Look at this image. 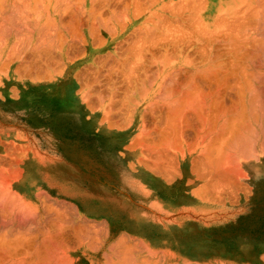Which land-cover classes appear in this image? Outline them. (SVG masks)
Wrapping results in <instances>:
<instances>
[{"label":"crops","instance_id":"0c3cea01","mask_svg":"<svg viewBox=\"0 0 264 264\" xmlns=\"http://www.w3.org/2000/svg\"><path fill=\"white\" fill-rule=\"evenodd\" d=\"M75 1L72 2L73 8L77 7L78 11L72 7L67 9L64 4L59 9L61 13H66L65 17L63 16L64 19L61 16L62 22H69L68 24L75 22L73 25L77 28L75 29L77 32L74 30H71L72 32L65 31L63 27L57 25L60 19L58 21L50 19L48 22H52V24L55 22L57 31L53 30L51 32L53 36L50 34V36L44 37L45 41L51 38L48 43H42L41 46H39V42L37 44V40L39 41L38 38L41 36L37 33L35 37L38 38H33L34 40H32L33 33L30 35H26V32H23L24 34L16 33V37L15 33H12L11 24H3L0 27V43L2 44L0 45V184L3 182L2 185H8L7 187H9V184L13 185L14 191L24 201L33 202L35 209H37L38 218L41 216L44 219L46 215H48V218L49 216H51L50 218L54 217V219L57 217V223L62 218V221L67 219L65 225L62 221L60 223L64 227L69 226L65 230L61 228L62 233L64 232L66 235L69 233L70 237L67 235L69 237L68 242L73 237H77V239L85 238L92 243L99 236L97 240L98 242L101 240L99 243L100 256L101 259L107 260L108 264H115L116 261L124 264L127 260L129 262L132 261V263L128 264H140V262L141 264H155L157 256L164 257L165 262L186 264L189 255L199 257L205 254L211 256L212 264H264V133L262 132L264 131V116H262L264 115V110L262 109L264 104V91L262 92L264 90V54L260 59V65L258 63L251 64L250 70L247 69L250 72L247 78L252 81H250L252 87H249L251 84L247 81V84H249L248 94L249 91H252L249 88H252L254 93L250 92V94L253 93L260 103L256 100L250 102L253 101L251 98L253 94H251V97L248 95L249 101L247 100V102L251 103L250 107L253 111L255 106L261 107L260 109L256 107L257 110L254 113H257L252 114L251 111L252 115L250 114L252 118H254V115H258L257 118L255 116V120L257 119L258 121L256 120V124V121L250 117L254 122V130L252 129L254 135L252 131L251 140L250 142L245 140L246 148L243 150L245 154L247 149L249 151L244 158L245 154L241 153L242 150L239 149V151L241 150L239 156L242 157L237 159V157H234L235 155L233 156L234 152L232 153L231 150H228L227 156L221 159L219 152L215 149L213 152L215 154L212 157L216 156L217 158H212L210 162L213 164L210 166L211 176L207 178L204 176L205 167L203 165H205V162L189 160L187 156L174 154L171 148L172 129L169 131L168 127H166L167 130L165 127L157 128L155 126V118L147 115L146 111L148 109H140L139 107L140 104L165 103L164 100L166 103L173 101L171 99L172 93L168 94L166 92L167 88L171 87L170 82L154 75L156 71H164L163 65L160 67V63L157 64L154 61L158 57H163L164 54L161 47L164 46L165 42V40H162L168 39L170 29H168V25L172 22L171 0H151L152 2L155 1L152 6H149L151 5L149 0L147 2L146 0H96L95 6L91 2H85V4L82 2L81 4L79 0ZM125 2L126 4H124ZM163 2L170 3V11L167 6L165 8V5H161ZM90 3L92 6L89 5ZM106 3H108V7L104 8ZM123 4L125 6L128 4V7H124ZM133 5L137 9L143 6H147V8L143 7L144 12L140 8L141 10L139 9L138 12L135 11L137 10L136 8L132 10ZM138 6L140 7L138 8ZM160 7H164L166 10L164 8L161 10ZM91 8H94L93 10L95 11H92ZM79 10H82L83 14ZM119 10L121 13H119ZM156 10V13L160 14L162 19H160V15L154 13ZM91 11L95 14L91 13ZM132 11L137 12L136 14L138 15L140 12L142 13L136 18L134 17L136 14ZM71 13L75 14L76 20L72 18L74 16ZM89 13L90 15H88ZM97 13L98 15H96ZM123 13L127 14V16ZM166 13L170 18L167 17ZM114 14L118 15V19ZM147 14L149 18L152 15L153 20L162 21V24L158 21H156L157 24L151 22L153 20H148ZM113 15L114 20L112 19ZM123 15L125 16L124 18H122ZM86 17L91 18V20L86 19ZM163 17L166 22L163 21ZM80 18H82L83 22ZM99 18L102 20L104 18L105 21L110 19L112 23L109 20V23L107 22L106 24L104 20L101 21ZM69 19H72L71 21L73 22L71 23ZM122 19H125V21ZM98 20L103 23V26ZM80 21L81 24H78ZM62 22L60 21V23ZM41 23L44 22L42 21ZM90 23L92 24L90 26L91 31H95V34H93L95 36L97 34L98 38L90 35L92 34L89 29ZM104 23L116 31L107 30L108 27ZM84 24L85 26H83ZM94 24H98L96 27L98 28L99 26V28H95ZM114 24L115 26H113ZM119 24L120 26L122 24L125 25V28L123 25L120 27ZM146 24L147 26L150 25V31L146 28ZM144 26L147 31L143 28ZM104 27H106V30H103ZM121 28H124L125 32ZM161 28L165 31H163L164 34L161 32ZM61 30L62 33L60 32ZM78 30L84 35L82 36V33ZM98 30L99 34L97 33ZM148 31L150 34H147ZM166 31L168 32L167 36ZM63 33L66 34L67 39H65ZM79 33L80 35L77 38ZM59 34L63 39L59 37ZM71 34L76 35L74 36L76 37L75 40H73L74 38ZM100 34L102 36H99ZM162 35H164V38ZM18 37L23 40H20L21 42L18 41L19 39L15 40ZM151 37L152 39L155 38L153 39L154 41H157L154 42ZM65 40L66 42H63ZM17 41L19 50L12 45L13 43L15 45ZM23 41L24 43H22ZM11 45L13 47L12 53ZM135 45H137V48ZM32 46L34 47L32 48ZM51 46L52 51L50 50ZM25 47L27 48L25 49ZM136 50L138 51L135 52ZM10 53L11 55L13 53L17 55L11 56ZM155 53L159 54H156V56L154 55ZM135 56L143 57L144 61L146 60L145 63L140 65L131 63ZM10 57H15L16 59ZM53 57L56 58L54 59ZM51 58L52 60H50ZM6 59L11 62L7 64ZM27 63H29V66ZM1 64L5 66L1 68ZM49 64L52 66L50 67ZM22 65L25 66L23 67ZM146 68L148 69L147 71L145 70ZM156 68L158 70H155ZM130 70L145 73L146 75L143 77L145 79L109 77V73L112 72L133 73ZM253 73L254 77L259 80L253 77ZM257 75L259 78H257ZM151 78L156 80H151ZM143 81L145 82L143 83ZM151 81L152 85H150ZM164 82L167 83L165 84L166 88L163 86ZM138 85H140V88ZM171 88L167 91H171ZM164 95L169 97L166 98ZM252 106H254V109H252ZM151 119L152 121H150ZM143 127L147 128L144 129ZM154 127L155 129H153ZM159 129L162 133H160ZM255 131L258 134L256 137ZM165 132L168 136L170 135V138H166L167 134ZM149 134L151 137H149ZM162 136H165L166 139ZM160 137L163 139L161 140ZM147 138L148 140H146ZM245 138L247 139V135ZM144 139L146 142L148 141L147 144ZM160 140L162 143H160ZM254 140L256 141L255 143H253ZM139 141L140 143H138ZM251 141L253 142L251 143ZM260 142L261 144L263 143L262 148H260ZM250 143V147H247ZM160 145L161 147H159ZM253 146L254 149H252ZM13 147L15 148L13 149ZM155 148L157 149L155 150ZM12 150L14 152H12L13 155H11ZM254 150H256V153L253 157L250 152ZM218 151L220 150L218 149ZM239 151L236 149V156ZM9 155H11V158ZM19 156L20 159H18ZM164 157H168L169 160L167 158V161H165ZM2 158L3 160H1ZM235 161L240 164L237 165ZM232 162H234V165ZM162 163L166 164L163 165ZM171 164L174 166L171 167ZM164 166L169 167L170 170L167 167L163 168ZM234 167L236 170L240 169L238 171H241V173L239 172L238 174V171H234L237 174L230 172ZM200 169H203V175ZM223 169H228L229 172L228 170L223 171ZM14 170L16 171L11 174ZM223 174H226L227 178L229 177L228 181ZM208 181L217 182L215 184L211 183V186ZM214 188L217 192L213 191ZM52 206L56 207L53 208ZM62 207L66 210L62 209ZM40 209L44 213L40 212ZM53 211L54 213H52ZM45 212L47 213L46 215ZM63 212L65 215L67 214L68 218L64 216ZM55 213L62 216L60 220H58L59 216H56ZM54 219H52L53 230H56L57 228L54 229ZM80 222L81 224L83 223L82 225L85 224L86 227L79 224ZM89 226L92 227L88 228ZM71 228L74 232L70 230ZM77 228H80L84 233L80 229L78 231ZM85 233L87 234L85 235ZM85 239L83 240L86 241ZM124 240L125 242H123ZM90 245L92 246V244ZM68 246L81 247V244L76 243ZM111 247L114 248L112 249ZM128 248H133L134 250L130 251L133 254L130 253L132 257L126 255L127 258L129 257L127 259L123 249H127V252H129L128 250L130 249ZM114 253L118 255L115 256ZM122 258H125L124 260L126 261H123Z\"/></svg>","mask_w":264,"mask_h":264},{"label":"bare ground","instance_id":"6f19581e","mask_svg":"<svg viewBox=\"0 0 264 264\" xmlns=\"http://www.w3.org/2000/svg\"><path fill=\"white\" fill-rule=\"evenodd\" d=\"M74 0H0V27H1V25H5V24H11L10 26H11V30H12V33L14 34L15 33V36H16V33H23V32H26L27 34L26 35H30V34H32L33 33V37H32V40H34L33 38H38V37H35V34L37 33L38 35H41L38 39H39V41L37 40V44H38V42H39V46H41V44L42 43H48V41H49V39L51 38H47L48 40L47 41H45V39H44V37L46 38L48 35L50 36V34L53 36V34L51 33L53 30H55V31H57V29H56V24H55V22L52 24V22H48L50 19H54V20H56V21H58V19H60L59 20V23L57 24V25H59V26H61V27H63L64 28V30L65 31H71V30H74L75 31V29H77L76 27H75V25H73L75 22H73V21H71L70 19H69V21L72 23L73 22V24H68L67 22L65 23V22H62L63 20L61 19L66 13H61L60 12V7H62V5L64 4L65 6H67V9H69L68 7H72L73 8V2ZM76 1H78V0H76ZM75 1V2H76ZM95 1L96 0H79V2H81V4H82V2L85 4V2L87 3V2H91L92 4H93V6H95L94 5V3H95ZM101 1V0H100ZM104 1V0H103ZM108 1H111V0H108ZM113 1V0H112ZM117 1H119V0H117ZM117 1H116V3H117ZM127 1V0H126ZM137 1V0H136ZM141 1V0H140ZM139 1V2H140ZM151 3H149V4H151V5H149V6H152L153 4V2H155V1H157V0H155V1H151V0H149ZM148 1V2H149ZM107 2V1H106ZM134 2V1H133ZM143 2V1H142ZM146 2H147V0H146ZM161 2V1H160ZM171 2H172V6L170 7V3H167V2H163L161 5H165V8H166V6H167V8H168V10L172 13V22H170V24L168 25V24H166V25H168V29H169V33L166 31V36L169 34V36H168V39L166 40V39H163L164 38V35H162L163 36V38H161V39H163L162 41H164L165 40V42H164V62H163V64H161L162 63V59L163 58H161V57H158V59L159 58H161V60L159 59L158 61L159 62H161L160 63V67H162V65H163V70L164 71H162L161 69H159V70H161L162 72H159V71H156L155 72V74L154 75H156L155 77H157V78H161L162 77V75L160 74V73H164V76H163V79L165 80V81H168V82H170V86L172 87H169V88H171L170 90L172 91H167L169 88H167V90H166V92L169 94V93H172V95L175 97V96H177V97H180L179 99L177 98V97H175V98H177V100H173V101H169V102H167L168 104H170V103H180V104H182L183 105V107L181 108V111L179 112V111H177L176 110V108H175V111L176 112H178V114L180 115V117H181V119H182V123H180L179 124V130H180V132H178L177 131V129H176V132H174L173 131V129L174 128H170V127H168L169 129V131H170V129H172L171 131H172V133L174 132V133H179V136H180V134L184 137L185 135H186V133L187 132H189V130H194L195 132L194 133H196L195 135H197L198 136V138L200 139V141L202 142V144H204L205 146H204V148H206V149H209V150H211V152H214V150L216 149L217 150V152H219V153H221L220 151H218V149L220 150V149H223V150H227V152H228V150H230V149H232V148H235V149H237L238 151H239V149H241L242 150V152L241 153H243V154H245L244 153V149L246 148V144H245V142L247 141H249L250 142V136L252 135L251 134V132L254 130V125H253V120H251L250 119V117L252 118V114H255V113H257V112H255L254 113V111H256L257 109H256V107L257 106H255L254 104V106H252V109H254L255 108V110L253 111V110H251V103L249 104L248 102H247V100L249 101V99H248V95H250V97H251V94H253L254 93V90L252 89V88H249V90L251 89L252 91H249V94H248V85L249 84H247V81H249L248 83H250L251 84V80H248V79H250V78H247V76H248V73L250 74V72L247 70V69H249V67H250V65L251 64H259L260 63V59L263 57L262 55L264 54V0H171ZM91 3L89 4V5H91ZM97 3H98V1H97ZM103 3V2H102ZM113 3V2H112ZM128 3V2H127ZM130 3H131V1H130ZM129 3V4H130ZM136 3V2H135ZM134 3V5H136ZM143 3H145V2H143ZM166 3V4H165ZM76 4V3H75ZM77 4H80V3H77ZM101 4V3H100ZM104 4V3H103ZM102 4V5H103ZM122 4V3H121ZM124 4H126V2L124 3ZM123 4V5H124ZM140 4V3H139ZM169 4V5H168ZM101 5V6H102ZM108 5V3H106V5L104 6V8L106 7ZM111 5V4H110ZM116 5H118V4H116ZM122 5V6H123ZM133 5V6H134ZM138 5V4H137ZM148 5V4H147ZM64 6V7H65ZM81 6V5H80ZM92 6V5H91ZM97 6V5H96ZM130 6V5H129ZM140 6H141V4H140ZM140 6H138V8L140 7ZM143 6V5H142ZM83 7V6H82ZM90 7V6H89ZM88 7V8H89ZM97 7H99V6H97ZM108 7V6H107ZM124 7H128V4H127V6H125L124 5ZM132 7V6H131ZM143 7H145V6H143ZM143 7L140 9L142 12H144V10H143ZM170 7V8H169ZM75 8V9H74ZM73 9L74 10H77L76 8L77 7H74ZM80 8V7H79ZM111 8L112 9H114V7H112L111 6ZM133 8L135 9H137V7H132V10H133ZM145 8H147V6L145 7ZM144 8V9H145ZM158 8V7H157ZM161 8V7H160ZM164 7H162L161 8V10L163 9ZM164 8V10H166ZM62 9H64V8H62ZM66 9V8H65ZM66 9V10H67ZM72 9V10H73ZM92 9V8H91ZM90 9V10H91ZM94 9V8H93ZM92 9V11H95V10H93ZM101 9V8H100ZM109 9V8H108ZM126 9V8H125ZM139 9H137V10H135V11H138ZM153 9V8H152ZM87 10V9H86ZM146 10V9H145ZM167 10V11H168ZM78 11V10H77ZM76 11V12H77ZM80 11V10H79ZM83 11H84V8H83ZM83 11L81 10L80 12H82V14H83ZM91 11V13H94V12H92ZM97 11V10H96ZM100 11H102V10H100ZM116 11V10H115ZM118 11V10H117ZM120 11V10H119ZM126 11V10H125ZM124 11V12H125ZM135 11H132V12H134L135 14L137 13V12H135ZM74 12V11H73ZM79 12V13H80ZM104 12V11H103ZM103 12H101L102 14H103ZM110 12H111V9H110ZM139 12V11H138ZM142 12H140L139 13V15L138 14H134L135 16L134 17H136V18H138V16H140V14L142 13ZM154 12V11H153ZM152 12V13H153ZM157 12V10L154 12V13H156ZM159 12V11H158ZM78 13V14H79ZM84 13H86V12H84ZM88 13V12H87ZM86 13V14H87ZM116 13H118V12H116ZM119 13H121V11L119 12ZM125 13H127V12H125ZM148 13H151V12H148ZM160 13V12H159ZM74 17H72V18H75V14H73V13H71ZM95 14V13H94ZM111 14H112V12H111ZM124 14V13H123ZM157 14V13H156ZM167 14V13H166ZM80 15H81V13H80ZM88 15H90V13L88 14ZM96 15H98V13L96 14ZM100 15V14H99ZM115 15V14H114ZM114 15H113V20H114ZM124 15H126L127 16V14H124ZM123 15V17L122 18H124L125 16ZM143 15H145V14H143ZM148 15V14H147ZM155 15V14H154ZM157 15H160V14H157ZM165 15V14H164ZM62 16V17H61ZM109 16H110V14H109ZM109 16H108V18H109ZM116 17L118 16V15H115ZM152 16V15H151ZM150 16V18H149V15H148V20L149 19H151V20H153L152 18L153 17H151ZM156 16V15H155ZM65 17V16H64ZM64 17H63V19H64ZM79 17V16H78ZM84 17V16H83ZM88 17V16H87ZM86 17V19H90L91 20V18H87ZM157 17H159V16H157ZM167 17L168 18H170L169 17V15L167 14ZM68 18V17H67ZM69 18H70V16H69ZM77 18V17H76ZM76 18L74 19V20H76ZM93 18V17H92ZM96 18V17H95ZM107 18V19H108ZM133 18V17H132ZM146 18V19H147ZM168 18H166V19H168ZM82 18H80V20H81ZM94 19V18H93ZM92 19V20H93ZM97 19V18H96ZM99 19H101V18H99ZM117 19H118V17H117ZM119 19H120V17H119ZM128 19H130V17H128ZM134 19V18H133ZM160 19H162V16L160 15ZM45 20V21H44ZM65 20H67V19H65ZM78 20H79V18H78ZM103 20H104V18H103ZM102 19H101V21H103ZM110 19H108V20H104V22L107 24V22L109 21ZM122 20H124L125 21V19H122ZM122 20H120V21H122ZM150 20V21H151ZM37 21V22H36ZM44 22V23H41V22ZM60 21L62 22V23H60ZM82 21V20H81ZM81 21L78 23V24H81ZM94 21V20H93ZM95 21H97V20H95ZM99 21V20H98ZM111 21V20H110ZM118 21V20H117ZM131 21V20H130ZM147 21V20H146ZM156 21H158V19H154L153 21H151V22H155L156 23ZM163 21H165L164 20V17H163ZM83 22V21H82ZM87 22V21H86ZM123 22V21H122ZM121 22V23H122ZM142 22V21H141ZM147 22H149V21H147ZM146 22V23H147ZM158 22H160V20L158 21ZM166 22V21H165ZM99 23H102V22H100L99 21ZM104 23V25L105 26H107L108 27V25H106ZM109 23V22H108ZM111 23H112V21H111ZM118 23H119V21H118ZM126 24H127V22H125ZM124 23V24H125ZM154 23V24H155ZM161 24H162V21L160 22ZM83 24V23H82ZM125 24V25H126ZM148 24V23H147ZM147 24L145 25L146 26V28L149 30V28H150V25L149 26H147ZM153 24V23H152ZM157 24V23H156ZM8 25H7V28H8ZM87 25V24H86ZM98 24H94V27L95 28H97L96 26H97ZM101 25V24H100ZM112 25V24H111ZM123 25V24H122ZM121 25V26H122ZM125 25H123L124 26V28H125ZM137 25V24H136ZM144 25V24H143ZM79 26V25H78ZM83 26H85V24L83 25ZM90 26H92V24L90 23V25H89V29H90ZM102 26H103V23H102ZM101 26V27H102ZM110 26V25H109ZM113 26H115V24L113 25ZM119 26H120V24H119ZM120 26V27H121ZM145 26L143 27V28H145ZM3 27V26H2ZM119 27V28H120ZM139 27H141V26H139ZM154 27H155V25H154ZM157 27V26H156ZM160 27V26H159ZM161 27H162V25H161ZM4 28V27H3ZM2 28V29H3ZM10 28V27H9ZM59 28V27H58ZM92 28V27H91ZM95 28H93V29H95ZM98 28H99V26H98ZM97 28V29H98ZM106 27H104V29L103 30H106L105 29ZM115 28V27H114ZM123 28V29H124ZM145 28V30L147 31V29ZM158 28V27H157ZM6 29V28H5ZM88 29V30H89ZM96 29V30H97ZM109 29H112V31H114L113 30V28L111 27V28H107V30H109ZM122 28H121V30H123ZM137 29H138V27H137ZM151 29H152V27H151ZM154 29V28H153ZM162 29V28H161ZM7 30V29H6ZM5 30V31H6ZM59 30V29H58ZM79 30L80 31H82L80 28H79ZM78 30V31H79ZM87 30V29H86ZM144 30V31H145ZM156 30V29H155ZM159 30V29H158ZM8 31V30H7ZM37 31V32H36ZM73 31V32H74ZM79 31V32H80ZM90 31H91V29H90ZM90 31H88V32H90ZM110 31V30H109ZM109 31H108V33H109ZM116 31V30H115ZM124 31V30H123ZM123 31H121V32H123ZM137 31H139V30H137ZM140 31H141V28H140ZM139 31V32H140ZM142 31H143V29H142ZM150 31V30H149ZM147 32V34H150V32ZM157 31V30H156ZM164 30L162 29V33L164 34V32H163ZM1 32V31H0ZM3 32V31H2ZM61 33H62V30L60 31ZM72 32V31H71ZM75 32H77V31H75ZM74 32V33H75ZM92 32V34H90V35H94L95 33V31H91ZM90 32V33H91ZM125 32V31H124ZM160 32V31H159ZM160 32V33H161ZM8 33H9V31H8ZM11 33V32H10ZM57 33V32H56ZM59 33V32H58ZM68 33V32H67ZM70 33V32H69ZM80 33H82V32H80ZM80 33L79 34H77V38H78V36L80 35ZM94 33V34H93ZM98 34H99V30H98V32H97ZM144 33V32H143ZM161 33V34H162ZM168 33V34H167ZM24 34V33H23ZM76 34V33H75ZM72 35L71 34V36L74 38L73 40H75V38L76 37H74V36H76V35ZM159 34V33H158ZM18 36H19V34H17ZM21 35V34H20ZM26 35H23V36H26ZM38 35H36V36H38ZM58 35V34H57ZM70 35V34H69ZM84 34L82 33V36H83ZM115 35V34H114ZM131 35V34H130ZM32 36V35H31ZM63 36H65V39H67L66 38V34H64L63 33ZM95 36V35H94ZM99 36H102L101 34L99 35ZM141 36V35H140ZM156 36V35H155ZM159 36V35H158ZM165 36V37H166ZM2 37V36H1ZM17 37V36H16ZM20 38H21V36H19ZM19 37L18 38H16L15 40H17V39H19ZM27 37H29V36H27ZM26 37V38H27ZM59 37L60 38H62L61 36H60V34H59ZM95 37H97L98 38V36H97V34H96V36ZM143 37V36H142ZM25 38V39H26ZM31 38V37H30ZM81 38V37H80ZM85 38V37H84ZM100 38V37H99ZM136 38V37H135ZM63 39V38H62ZM61 39V40H62ZM138 39V38H137ZM148 39V38H147ZM153 39H155V38H153ZM152 39V37H151V40H153ZM4 40V39H3ZM21 39H19L18 41H20ZM23 40V39H22ZM21 40V41H22ZM27 40V39H26ZM25 40V41H26ZM68 40H69V38H68ZM68 40H67V42H68ZM83 40V39H82ZM140 40V39H139ZM145 40V39H144ZM149 40V39H148ZM18 41H17V43L15 42V45H14V43L12 44L13 46H15V49H18L19 50V48H17V47H19L18 46ZM20 41V42H21ZM30 41H31V39H30ZM59 41V40H58ZM84 41V40H83ZM93 41V40H92ZM102 41V40H101ZM154 41V40H153ZM157 41V40H156ZM156 41H154V42H156ZM161 41V40H160ZM162 41H161V43H162ZM5 42V41H4ZM50 42H51V40H50ZM52 42H54V41H52ZM63 42H66V40L65 41H63ZM98 42V41H97ZM138 42H140V41H138ZM22 43H24V41L22 42ZM21 43V44H22ZM93 43V42H92ZM17 44V45H16ZM20 44V43H19ZM35 44V43H34ZM37 44H36V46H37ZM67 44V43H66ZM65 44V45H66ZM72 44V43H71ZM71 44H70V46H71ZM135 44V43H134ZM151 44V43H150ZM153 44V43H152ZM156 44V43H155ZM0 45H2L1 43H0ZM12 45H11V47H12ZM44 45V44H43ZM47 45V44H46ZM45 45V46H46ZM50 45H52V44H50ZM62 45V44H61ZM95 45V44H94ZM93 45V46H94ZM132 45V44H131ZM139 45V44H138ZM35 46V47H36ZM38 46V47H39ZM59 46V45H58ZM69 46V47H70ZM136 46V48H137V45H135ZM152 46V45H151ZM155 46H157V45H155ZM24 47V46H23ZM34 46H32V48H33ZM44 47V46H43ZM66 47V46H65ZM68 47V48H69ZM133 47V46H132ZM142 47V46H141ZM10 48V47H9ZM27 47H25V49H26ZM45 49H46V47H44ZM47 48H48V46H47ZM51 49V51H52V46L50 47ZM60 48V47H59ZM120 48V47H119ZM144 48V47H143ZM150 48H152V47H150ZM155 48V47H154ZM11 49V53H12V49H13V47L12 48H10ZM9 49V50H10ZM21 49V48H20ZM66 49V48H65ZM131 49V48H130ZM8 50V51H9ZM31 50V49H30ZM35 50V49H34ZM42 50V49H41ZM44 50V49H43ZM145 50V49H144ZM17 51V50H16ZM36 51V50H35ZM47 51V50H46ZM138 50H136L135 52H137ZM149 51H151V50H149ZM163 51V50H162ZM14 52H15V50H14ZM19 52V51H18ZM17 52V53H18ZM43 52V51H42ZM69 52V51H68ZM133 52V51H132ZM140 52V51H139ZM11 53H10V55H11ZM31 53V52H30ZM34 53V52H33ZM144 53H145V51H144ZM14 54H16V53H13L11 56H13ZM20 54V53H19ZM22 54H23V52H22ZM39 54V53H38ZM66 54H68L67 52H66ZM129 54V53H128ZM157 53H155L154 55H156ZM159 54V53H158ZM157 54V55H158ZM17 55V54H16ZM40 55V54H39ZM64 55V54H63ZM156 55V56H157ZM31 56V55H30ZM43 56V55H42ZM142 56V55H141ZM145 56V55H144ZM151 56V55H150ZM16 57H18V56H16ZM22 57V56H21ZM32 57V56H31ZM59 57V56H58ZM140 57V56H139ZM155 57V56H154ZM10 58H13V57H10ZM40 58V57H39ZM54 58V57H53ZM56 58V57H55ZM54 58V59H55ZM60 58V57H59ZM152 58V57H151ZM13 59H16L15 57L13 58ZM26 59V58H25ZM29 59V58H28ZM61 59V58H60ZM7 60V64L9 63V62H11L9 59H6ZM30 60V59H29ZM50 60H52V58L50 59ZM150 60V59H149ZM152 60H153V58H152ZM27 61V60H26ZM37 61V60H36ZM123 61V60H122ZM137 61V60H136ZM146 61V60H145ZM157 61V59H155V61H154V63L156 62H158ZM41 62V61H40ZM71 62V61H70ZM126 62V61H125ZM130 62V61H129ZM5 63V64H6ZM26 63V62H25ZM24 63V64H25ZM31 63V62H30ZM58 63V62H57ZM56 63V64H57ZM140 63V62H139ZM3 64H4V62H3ZM3 64H1V68H3L5 65H3ZM6 64V65H7ZM28 64V66H29V63H27ZM26 64V65H27ZM42 64V63H41ZM40 64V65H41ZM48 64V63H47ZM137 64V63H136ZM150 64V63H149ZM157 64H159V63H157ZM20 65V64H19ZM32 65V64H31ZM30 65V66H31ZM34 65H35V63H34ZM140 65V64H139ZM152 65V64H151ZM155 65V64H154ZM260 65V64H259ZM9 66V65H8ZM21 66V65H20ZM23 66V65H22ZM25 66V65H24ZM23 66V67H24ZM42 67H43V65H41ZM49 66H50V64H49ZM52 66V65H51ZM50 66V67H51ZM135 66V65H134ZM149 66V65H148ZM157 66V65H156ZM32 67V66H31ZM46 67V66H45ZM159 67V68H160ZM21 68V67H20ZM56 68V67H55ZM137 68V67H136ZM154 68V67H153ZM33 69V68H32ZM134 69V68H133ZM23 70H24V68H23ZM34 70V69H33ZM146 71L148 70L147 68L145 69ZM155 70H158L157 68L155 69ZM250 70V69H249ZM15 71V70H14ZM20 71H22V70H20ZM40 71V70H39ZM130 71H133V70H130ZM151 71V70H150ZM259 71V70H258ZM2 72V71H1ZM37 72H38V70H37ZM134 72V71H133ZM140 72V71H139ZM139 72H137V73H139ZM263 72V71H262ZM54 73V72H53ZM68 73V72H67ZM143 73V72H142ZM149 73V72H148ZM23 74V73H22ZM135 74V73H134ZM262 74V73H261ZM144 75H146L145 73H144ZM253 75V77L255 76L254 75V73L252 74ZM131 76V75H130ZM148 76V75H147ZM150 76H151V74H150ZM263 76V75H262ZM40 77V76H39ZM132 77H133V75H132ZM137 77V76H136ZM130 78V77H129ZM247 78V79H246ZM255 78V77H254ZM257 78H259L258 77V75H257ZM261 78V77H260ZM143 79H145V78H142L141 80H143ZM148 79H149V77H148ZM153 78H151V80H152ZM256 79V78H255ZM153 80H156L155 78L153 79ZM256 80H259V79H256ZM262 80V79H261ZM260 80V81H261ZM264 80V79H263ZM35 81V80H34ZM137 81V80H136ZM251 81V82H250ZM32 82V81H31ZM140 82V81H139ZM145 81H143V83H144ZM157 82V81H156ZM131 83H133V82H131ZM141 84V83H140ZM165 84H167V83H165L164 82V87H165ZM150 85H152V81H151V83H150ZM149 85V86H150ZM254 85V84H253ZM140 85H138V87H139ZM162 86V87H163ZM252 87V84L251 85H249V87ZM255 86V85H254ZM144 87V86H143ZM140 88V87H139ZM145 88V87H144ZM166 88V87H165ZM142 89V88H141ZM261 89V88H260ZM263 89V88H262ZM146 90V89H145ZM160 90V89H159ZM164 90V89H163ZM148 91V90H147ZM258 91V90H257ZM260 92H261V90H259ZM264 90H262V92H263ZM143 92V91H142ZM165 92V91H164ZM250 92H253V93H251L250 94ZM147 93V92H146ZM258 93V92H257ZM256 93V94H257ZM165 94V93H164ZM258 94H260V93H258ZM263 94H264V92H263ZM142 95H144V94H142ZM165 96V95H164ZM255 95L253 94V96L251 97L252 98V100L253 101H250V102H254V100H256V101H258V103H260L259 102V99L257 98H255L254 97ZM257 96V95H256ZM157 97V96H156ZM166 97V96H165ZM167 97H169V96H167ZM166 97V98H167ZM170 97H171V95H170ZM249 97V98H250ZM159 98V97H158ZM172 98V97H171ZM261 98V97H260ZM162 99V98H161ZM163 99H165V98H163ZM264 99V98H263ZM102 100H104V99H102ZM167 100V99H166ZM168 100H170V99H168ZM251 100V99H250ZM255 101V102H256ZM164 102L166 103V101L164 100ZM166 103V105H168ZM150 105H151V103H149ZM154 106H155V103H152ZM152 105V106H153ZM159 105H160V103H159ZM172 105V104H171ZM181 105V106H182ZM161 106H163L164 107V103H163V105H161ZM173 107H174V105H172ZM175 106H177L178 107V105H175ZM151 107V106H150ZM167 108H168V106H166ZM169 107H171V106H169ZM173 107H171V110L172 109H174ZM254 107V108H253ZM107 108V107H106ZM152 108V107H151ZM151 108H150V111H152L151 110ZM154 108V107H153ZM167 108H165L166 110L165 111H167ZM257 108H261L260 106L259 107H257ZM146 109V108H145ZM155 109V108H154ZM169 109V108H168ZM177 109H180L179 107L177 108ZM262 109L264 110V104H263V106H262ZM261 109V110H262ZM170 109H169V111H171ZM168 111V112H169ZM251 111H252V114H251ZM258 111H260V110H258ZM144 112V111H143ZM172 112L174 113V111L172 110ZM172 112H170L171 114H173ZM175 112V113H176ZM161 113V112H160ZM169 113V115H171ZM263 113V112H262ZM154 114V113H153ZM156 114V113H155ZM168 114V113H167ZM177 114V113H176ZM251 114V115H250ZM179 115H176L177 117L179 116ZM166 116V115H165ZM175 116V114H174V117H176ZM255 116L256 115H254V118H252V119H254L255 120ZM258 116V115H257ZM257 116H256V118H257ZM262 116H264V115H262ZM130 117V116H129ZM171 118H174L172 115L170 116ZM176 117V118H177ZM179 117V118H180ZM166 118V117H165ZM261 118V117H260ZM143 119H144V116H143ZM167 119V118H166ZM175 119V118H174ZM174 119H170V118H168V120H174ZM107 120V119H106ZM167 120V121H168ZM257 120V119H256ZM255 120V121H256ZM175 121V120H174ZM258 121V120H257ZM257 121H256V124H257ZM261 121V120H260ZM117 122V121H116ZM168 122H171V121H168ZM177 122V121H176ZM176 122H173V125L171 124V127L173 126V127H175V125H176ZM181 122V121H180ZM164 123H165V121H164ZM172 123V122H171ZM174 123H175V125H174ZM143 124H145V123H143ZM178 124V123H177ZM259 124V123H258ZM167 125H169L168 123H167ZM253 125V126H252ZM262 125V124H261ZM259 126V125H258ZM152 127V126H151ZM161 127V126H160ZM144 129H146L145 127H143ZM149 128V127H148ZM158 128V127H157ZM166 128V127H165ZM164 128V129H165ZM153 129H155V127L153 128ZM152 129V130H153ZM163 129V130H164ZM253 129V130H252ZM256 129V128H255ZM261 129H263V128H261ZM261 129H260V131H261ZM160 130V129H159ZM166 130H167V128H166ZM175 130V129H174ZM257 130V129H256ZM151 131V130H150ZM168 131V132H169ZM146 132H147V130H146ZM149 132V131H148ZM263 133H264V131H262ZM261 132V133H262ZM150 133V132H149ZM157 133H159V132H157ZM160 133H162L161 132V130H160ZM159 133V134H160ZM166 133V132H165ZM170 133V132H169ZM250 133V134H249ZM253 133V135H254V131L252 132ZM255 133H256V131H255ZM167 134V133H166ZM246 135H247V139L245 138L246 137ZM256 135H258L257 133L255 134V137H256ZM140 136V135H139ZM153 136V135H152ZM166 136V135H165ZM165 136H162V137H164L165 138ZM260 136V135H259ZM258 136V137H259ZM144 137V136H143ZM149 137H151L150 136V134H149ZM167 137H169L170 138V135L168 136V134H167V136H166V138ZM174 137V136H173ZM192 137V136H191ZM145 138V137H144ZM161 138V137H160ZM165 138V139H166ZM175 138V137H174ZM180 138V137H179ZM185 138V137H184ZM193 138V137H192ZM197 138V139H198ZM249 138V139H248ZM143 139V138H142ZM154 139V138H153ZM163 138H161V140H162ZM165 139H164V141H165ZM181 139V138H180ZM195 139H196V137H195ZM194 139V140H195ZM254 139V138H253ZM264 139V138H263ZM262 139V140H263ZM146 140H148V138L146 139ZM150 140H151V138H150ZM155 140V139H154ZM153 140V141H154ZM161 140H160V143H162L161 142ZM187 140V139H186ZM194 140H192V141H194ZM246 140V141H245ZM137 141V140H136ZM175 141V140H174ZM199 141V140H198ZM197 141V142H198ZM142 142V141H141ZM144 142H146L145 141V139H144ZM143 142V143H144ZM148 142V141H147ZM147 142H146V144H147ZM155 142H156V140H155ZM170 142V141H169ZM177 142V141H176ZM196 142V141H195ZM253 141H251V143H252ZM256 141L254 140V142L253 143H255ZM261 142H263V141H261ZM261 142H260V148H262V144H261ZM138 143H140V141L138 142ZM178 143V142H177ZM188 143V142H187ZM199 143V142H198ZM251 143L249 144V146L247 145V147H250V145H251ZM149 144H151L150 142H149ZM156 144V143H155ZM167 144V143H166ZM192 144V143H191ZM248 144V143H247ZM141 145H142V143H141ZM145 145V144H144ZM153 145V144H152ZM162 145H164V144H162ZM169 145V144H168ZM172 145H175V144H172ZM176 145H178V144H176ZM185 145V144H184ZM190 145V144H189ZM199 145H201V144H199ZM245 145V147H243ZM253 145V144H252ZM19 146V145H18ZM181 146V145H180ZM183 146V145H182ZM191 146V145H190ZM189 146V147H190ZM16 147V146H15ZM15 147H13V149L15 148ZM150 147H151V145H150ZM154 147H156V146H154ZM159 147H161V145L159 146ZM168 147V146H167ZM177 147V146H176ZM193 147V146H192ZM9 148V147H8ZM128 148V147H127ZM174 148V147H173ZM243 148V149H242ZM149 149V148H148ZM157 148H155V150H156ZM177 149V148H176ZM183 149V148H182ZM190 149H192V148H188V150H190ZM252 149H254V146H253V148ZM263 149H264V147H263ZM16 150V149H15ZM14 150V151H15ZM240 150V151H241ZM250 150H251V148H250ZM9 151V150H8ZM20 151V150H19ZM19 151H18V153H19ZM152 151V150H151ZM158 151H159V148H158ZM163 151V150H162ZM168 151V150H167ZM183 151V150H182ZM208 151V150H207ZM233 151H234V149H233ZM236 151V150H235ZM234 151V152H235ZM240 151H239V153H240ZM247 151V153H248V151H249V149H247L246 150ZM256 150H254L253 152H250V154H252L253 155V157H254V154L256 153L255 152ZM6 152H7V150H6ZM13 152V150L11 151V153ZM17 152V151H16ZM153 152V151H152ZM14 153V152H13ZM13 153L11 154V155H13ZM156 153V152H155ZM169 153V152H168ZM168 153H167V155H168ZM230 153H231V151H230ZM246 153V154H247ZM7 154H8V152H7ZM10 154V153H9ZM21 154V153H20ZM154 154V153H153ZM164 154H165V151H164ZM170 154V153H169ZM175 154V153H174ZM212 154H215V153H212ZM217 154V153H216ZM221 154H223V156H224V153H221ZM221 154H219L220 156H221ZM234 154V153H233ZM246 154L244 155V158L246 157ZM249 154V155H250ZM11 155H9L10 156V158H11ZM17 155V154H16ZM19 155V154H18ZM155 155H157V154H155ZM158 155H159V152H158ZM160 155H161V153H160ZM166 155V156H167ZM204 155H206L205 153H204ZM2 156V155H1ZM21 156V155H20ZM20 156H19V158L18 159H20ZM203 156V155H202ZM210 155H208L207 157H208V159H207V157H206V160H208L209 161V158H210V161L209 162H211L212 161V158L213 159H215V157L216 156H211V157H209ZM227 156V155H226ZM5 157V156H4ZM17 157V156H16ZM16 157H14V159L15 160H17V158ZM26 157V156H25ZM158 157V156H157ZM162 157V156H161ZM161 157H159V158H161ZM222 157V156H221ZM220 157V158H221ZM234 157H236V154H235V156ZM233 157V158H234ZM242 157V156H241ZM252 157V158H253ZM5 158H7V157H5ZM152 158H153V156H152ZM165 158V157H164ZM168 158V157H167ZM167 158H165V161H167ZM217 158V157H216ZM218 158H219V156H218ZM231 158V157H230ZM249 158V157H248ZM119 159V158H118ZM154 159V158H153ZM155 159H156V156H155ZM161 159H163V158H161ZM224 159V158H223ZM234 159H236V158H234ZM237 159H239L238 158V156H237ZM1 160H3V158L1 159ZM8 160V159H7ZM168 160H169V158H168ZM172 161H173V159H171ZM219 160H221V159H219ZM11 161V160H10ZM18 161V160H17ZM21 161V160H20ZM177 161V160H176ZM207 161V162H208ZM218 161V160H217ZM4 162V161H3ZM162 162V161H161ZM169 162H171V161H169ZM193 162H195V161H193ZM198 162V161H197ZM201 162V161H200ZM236 162V161H235ZM237 162H238V160H237ZM237 162H236V164H237ZM12 163V162H11ZM10 163V164H11ZM147 163V162H146ZM153 163H155L154 161H153ZM167 163V162H166ZM166 163H164V164H166ZM172 163V162H171ZM203 163H204V161H203ZM215 163V162H214ZM218 163H219V161H218ZM225 163V162H224ZM2 164V163H1ZM8 164V163H7ZM15 164H17V163H15ZM32 164V163H31ZM30 164V165H31ZM163 164V163H162ZM161 164V165H162ZM163 164V165H164ZM194 164H196V163H194ZM202 164V163H201ZM210 164H212V163H210ZM221 164V163H220ZM232 164L234 165V162H232ZM240 164V163H239ZM239 164H237V165H239ZM9 165V164H8ZM12 165V164H11ZM172 165V164H171ZM197 165H198V163H197ZM209 164H207V166H208ZM213 165V164H212ZM215 165V164H214ZM225 165V164H224ZM230 165H231V163H230ZM153 166H155V165H153ZM159 166V165H158ZM167 166H169L168 164H167ZM167 166H164L163 168H165V167H167ZM174 165H172L171 167H173ZM192 166V165H191ZM202 166V165H201ZM209 166H211V165H209ZM208 166V167H209ZM232 166V165H231ZM230 166V168H232ZM4 167V166H3ZM3 167H1L2 169H4ZM8 167H11V166H8ZM12 167H14V166H12ZM16 167V166H15ZM176 167V166H175ZM193 167V166H192ZM195 167H196V165H195ZM194 167V168H195ZM203 167H205V165H203ZM208 167H205V168H207L208 169ZM5 168H7V167H5ZM160 168H162V167H160ZM168 168V170H170L169 169V167H167ZM166 168V169H167ZM197 168H198V166H197ZM202 168V167H201ZM210 168V167H209ZM239 168V167H238ZM1 169V171H3ZM166 169H164V170H166ZM174 169V168H173ZM196 169V168H195ZM206 169V170H207ZM219 169V168H218ZM226 169V168H225ZM229 169V168H228ZM227 169V170H228ZM156 170V169H155ZM201 171L203 170V169H200ZM206 170H204V172L206 171ZM216 170H217V167H216ZM227 170H224L223 169V171H227ZM238 170H240V169H237L236 170V168L234 167L233 168V170H231L230 172H236V171H238ZM10 171V170H9ZM16 170H14V171H12L11 172V174L13 173V172H15ZM173 171V170H172ZM192 171V170H191ZM194 171V170H193ZM198 171V170H197ZM201 171H200V174H201ZM208 171V170H207ZM4 172V171H3ZM19 172V171H18ZM153 172V171H152ZM164 172H166V171H164ZM164 172H162V173H164ZM168 172V171H167ZM209 172H210V170H209ZM228 172H229V170H228ZM234 172V173H235ZM239 172L241 173V171H238V174H239ZM198 173V172H197ZM207 173V172H206ZM226 173V172H225ZM233 173V174H234ZM170 174V173H169ZM199 174V175H200ZM235 174H237V173H235ZM16 175V174H15ZM202 175H203V171H202ZM201 175V176H202ZM223 175H225V177H226V180L229 178H227V176H226V174H223ZM222 175V176H223ZM228 175V174H227ZM3 176H4V174H3ZM13 176H14V174H13ZM12 176V177H13ZM18 176H20V175H18ZM205 176V175H204ZM211 176V175H210ZM214 176V175H213ZM14 177H16V176H14ZM14 177H13V179H14ZM215 177V176H214ZM218 177V176H217ZM216 177V178H217ZM2 178V177H1ZM9 178V177H8ZM11 178V177H10ZM216 178H215V180H216ZM219 178H221V177H219ZM218 179V178H217ZM236 179V178H235ZM6 180V179H5ZM212 180V179H211ZM225 180V181H226ZM229 180V179H228ZM227 180V181H228ZM3 181H4V179H3ZM8 181V180H7ZM210 181V180H209ZM208 181V182H209ZM219 181V180H218ZM6 182V181H5ZM12 182V181H11ZM213 181H211V182H209L208 184H210L211 185V183H212ZM215 182H217V181H215ZM215 182L214 183H212V184H215ZM10 183V182H9ZM8 183V184H9ZM2 184H3V182H2ZM1 184V185H2ZM7 184V183H6ZM0 185V189L1 188H3V190H4V188L6 187L7 189H10V188H8L7 186H1ZM177 185V184H176ZM204 185V184H203ZM207 185V184H206ZM212 186V185H211ZM215 186V185H214ZM9 187H11V185L9 184ZM207 187H209V186H207ZM244 188V187H243ZM5 190L6 192L8 191V190ZM210 190V189H209ZM0 191H2V189L0 190ZM13 191V190H12ZM11 191V192H12ZM200 191V190H199ZM204 191V190H203ZM213 191H215V192H217L216 190H215V188H214V190ZM10 192V193H11ZM14 192V191H13ZM206 192V191H205ZM211 192V191H210ZM45 193V192H44ZM212 193V192H211ZM3 195L5 194V192L4 193H2ZM1 194V195H2ZM6 194H8V192L6 193ZM15 194H17L16 192H15ZM183 194V193H182ZM9 195V194H8ZM8 195H6V197L8 196ZM194 195H196V194H194ZM5 196V195H4ZM14 196V194H12V197ZM16 196V195H15ZM11 197V198H9L10 200H8V202H7V199H8V197H10V196H8L7 197V199H6V202L7 203H5V202H3V205H0V206H2V208H3V206H4V204H7L6 205V209H8L7 208V206L9 207V208H11V209H8V211L6 212L5 210V208H4V215H5V217L4 218H0V222L2 223V224H0V264H60L59 262H60V259L62 260V258H59V256L58 255H60V254H58V252L57 251H63V249L64 248H68V249H70V248H72V246H68V245H70V244H68L69 242H68V239H69V237L68 236H66V233H61L60 231V227H62L63 225H61L62 223H60L61 221H62V219H61V221L59 222L60 223V227H59V223H57L58 224V226H56L55 225V227H54V229L55 228H59L58 230H60L59 232H58V230L56 229V232H58V233H60V235H61V238L58 236L57 237V239L53 236V232H51V237L49 238V236L46 238V232H48L49 230H47V228L45 229L42 225H41V223L42 224H44L42 221H43V218H38V213H37V209H34V207H32V206H30L29 204H27V202L25 201L24 202V200L22 199V197H20L19 198V200H17V198L18 197ZM210 197H212V196H210ZM2 198V197H1ZM1 198H0V200H1ZM16 198V199H15ZM4 199H5V197H4ZM12 199V200H11ZM15 199V200H14ZM41 199V198H40ZM14 200V201H13ZM48 200V199H47ZM44 201V200H43ZM52 201V200H51ZM61 201H63V200H61ZM65 201V200H64ZM59 202V201H58ZM61 203V202H60ZM186 203V202H185ZM0 204H2L1 203V201H0ZM50 204V203H49ZM65 204H66V202H65ZM44 205V204H43ZM46 205V204H45ZM51 205V204H50ZM53 205H56V204H53ZM59 205V204H58ZM68 205V204H67ZM42 206V205H41ZM61 206H62V203H61ZM5 207V206H4ZM45 207V206H44ZM46 207H47V205H46ZM53 207V206H52ZM56 207V206H55ZM55 207H53V208H55ZM59 208H61L60 206H58ZM68 207V206H67ZM48 208H50L49 206H48ZM44 209V208H43ZM62 209H65V208H63L62 207ZM61 209V210H62ZM9 210H10V212H9ZM56 210H57V208H56ZM55 210V211H56ZM66 210V209H65ZM1 211V210H0ZM44 211V210H43ZM45 211H46V209H45ZM63 211V210H62ZM69 211V210H68ZM46 212H48V211H46ZM45 212V215L47 214ZM67 212V211H66ZM73 213H74V211H72ZM40 213V212H39ZM42 213H44V212H42ZM49 214H50V212H48ZM52 213H54V211L52 212ZM59 214H60V212H58ZM58 213H55L56 214V216H59V214ZM1 214H3V213H0V215ZM54 214V215H55ZM63 214H64V212H63ZM75 214V213H74ZM41 215V214H40ZM67 215V214H66ZM65 214H64V216L65 217H67ZM2 216V215H1ZM34 217V219H31L32 221H30V223H32V224H35L36 225V228H35V230L34 231H36L37 230V226H40L39 228H41V226H42V228L41 229H39V230H37V232H39L40 231V234L42 233V236H35V234H34V236L35 237H37V239L34 237V239H36L35 241L33 240V242H31V240H28V242L27 241H24V239H23V236H27V238H29L28 237V235H24V233H25V231H29V230H32V228H28V227H26L27 226V224L29 223V221H28V217ZM48 215H46V220H47V217ZM51 216H49V218H50ZM53 217V216H52ZM60 217H62L61 215L58 217L59 219L58 220H60ZM64 217V218H65ZM48 218V219H49ZM57 218V217H56ZM68 218V217H67ZM52 219H54V217L53 218H50V220H49V223H51V225H52ZM72 219V218H71ZM2 220H3V222H2ZM42 220V221H41ZM44 220H45V218H44ZM45 220V223L48 221H46ZM67 219H65L64 221H62V222H64L63 224L65 225V221H66ZM79 220V219H78ZM186 220V219H185ZM54 223H56V222H58L56 219H54ZM73 221V220H72ZM71 221V222H72ZM69 222V221H68ZM82 222V221H81ZM81 222L79 223V224H81ZM85 222V221H84ZM29 223V224H30ZM66 223H67V221H66ZM103 223V222H102ZM20 224V225H19ZM22 224V225H21ZM28 224V225H29ZM47 224V223H46ZM76 224V223H75ZM78 224V223H77ZM78 224V225H79ZM83 224V223H82ZM81 224V225H82ZM16 225H19V226H15ZM88 225V224H87ZM95 225V224H94ZM11 226V227H10ZM14 226V227H13ZM31 226V225H30ZM54 226V225H53ZM53 226H52V230L51 231H53ZM68 226V225H67ZM67 226H65L64 227V229H63V227H62V230H65L66 229V227ZM83 227L85 226L86 227V225L84 224V225H82ZM82 226H81V228H82ZM97 226V225H96ZM192 226V225H191ZM45 227H47L46 225H45ZM48 227H50L49 225H48ZM69 227V226H68ZM74 227H76V226H74ZM74 227H72V228H74ZM80 227V226H79ZM92 227V226H91ZM90 226L88 227V228H91ZM93 227H95V226H93ZM72 228L70 229V230H72ZM97 228V227H96ZM50 229V228H49ZM69 229V228H68ZM75 229V228H74ZM78 229H80V228H77V230ZM84 228H82V230H83ZM85 229H87V228H85ZM95 229V228H94ZM81 229H80V231H82ZM102 230V229H101ZM73 232H74V230H72ZM76 231V230H75ZM79 231V230H78ZM84 231V230H83ZM82 231V232H83ZM92 231H93V229H92ZM95 231V230H94ZM50 232V231H49ZM48 232V233H49ZM67 232V231H66ZM81 232V233H82ZM87 232H88V230H87ZM96 232V231H95ZM103 232V231H102ZM27 233V232H26ZM43 233H44V235H46L45 237L43 236ZM84 233V232H83ZM23 234V235H22ZM77 234V233H76ZM87 233H85V235H86ZM93 234H94V232H93ZM96 234H98L97 232H96ZM95 234V235H96ZM104 234H105V232H104ZM22 235V236H21ZM59 235V234H58ZM81 235V234H80ZM79 235V236H80ZM121 235V234H120ZM33 236V235H32ZM72 236V235H71ZM78 236V235H77ZM89 236V235H88ZM42 237V238H41ZM96 237V236H95ZM26 238V239H27ZM49 238V239H48ZM60 238V239H59ZM79 238V237H78ZM81 238V237H80ZM94 238V237H93ZM98 238H99V236H98ZM97 238V239H98ZM83 239H85V238H83ZM96 239V240H97ZM47 240V241H46ZM79 240V239H78ZM82 239H80L79 241H81ZM86 240V239H85ZM93 240V239H92ZM94 241V242H97L98 243V241ZM125 240H126V238H125ZM125 240L123 241V242H125ZM30 241V242H29ZM118 241H119V239H118ZM127 241V240H126ZM101 242V240L99 241V243ZM71 243V242H70ZM115 243H116V241H115ZM121 243V242H120ZM78 244H80V243H78ZM92 245H94L93 243H91ZM124 244H126V243H124ZM87 245V244H86ZM96 245H98V244H96ZM121 245H123V244H121ZM130 245V244H129ZM128 245V246H129ZM75 246V245H74ZM73 246V247H74ZM110 246H112V245H110ZM125 246V245H124ZM126 246H127V244H126ZM93 247V246H92ZM96 247V246H95ZM94 247V248H95ZM130 247H132V246H130ZM61 248V249H60ZM110 248V247H109ZM112 249L114 248V247H111ZM119 248V247H118ZM123 248V247H122ZM127 248V247H126ZM60 249V250H59ZM66 250V251H69V250ZM72 249H74V248H72ZM97 249V248H96ZM128 249H130V250H128L129 252H127V249H123V250H125V258H127L126 257V255L127 256H129L130 255V251L133 249V248H128ZM137 249V248H136ZM134 250V249H133ZM138 250V249H137ZM65 251V250H64ZM63 251V252H64ZM115 251V250H114ZM116 251H117V249H116ZM118 251H119V249H118ZM119 252H121V250L119 251ZM129 253V254H127V253ZM64 254H65V252H64ZM105 254H106V252H105ZM132 254V253H131ZM190 254V253H189ZM66 255V254H65ZM114 255L115 256H117L115 253H114ZM123 255H124V253H123ZM133 255V254H132ZM58 256V257H57ZM103 256V255H102ZM105 256V255H104ZM62 257V256H61ZM66 257V256H65ZM64 257V258H65ZM107 257V256H106ZM105 257V258H106ZM110 257V256H109ZM120 257V256H119ZM118 257V258H119ZM122 257H124V256H122ZM129 257H132L131 255L129 256ZM128 257V258H129ZM67 258H68V256H67ZM66 258V259H67ZM124 258V259H125ZM127 258V259H128ZM59 259V260H58ZM111 259H113V258H111ZM123 258H122V260L123 261H126V260H124ZM131 259V258H130ZM159 259V258H158ZM69 260H71L70 258H69ZM68 259H67V261L70 263V261H69ZM73 260V259H72ZM121 259H119V261H122ZM141 260V259H140ZM147 260V259H146ZM145 260V261H146ZM107 260H105L104 262H106ZM123 261H122V263H123ZM64 262V261H63ZM66 262V261H65ZM131 263H132V261H130ZM128 260H127V262H125L124 264H128V263H130ZM107 263V262H106ZM116 263V262H115ZM68 264V263H67ZM108 264V263H107ZM121 264V263H120ZM140 264H141V262H140ZM143 264V263H142ZM186 264H212V262H211V258H209V259H204V258H197V259H192V257H188L187 258V262H186ZM215 264V263H214Z\"/></svg>","mask_w":264,"mask_h":264},{"label":"rangeland","instance_id":"374dc122","mask_svg":"<svg viewBox=\"0 0 264 264\" xmlns=\"http://www.w3.org/2000/svg\"><path fill=\"white\" fill-rule=\"evenodd\" d=\"M161 50H163L162 52H164V46H162L161 47ZM164 55V54H163ZM161 58H163L162 59V63L164 62V56L163 57H161ZM161 58H159L160 60H161ZM158 58H157V61L159 60ZM137 60V61H136ZM121 62V61H120ZM140 62V63H139ZM131 63H134V64H141V63H145V61H144V58L143 57H139V56H135L134 58H133V60H132V62ZM156 63V62H155ZM157 63H161V62H157ZM135 73V74H134ZM161 75H162V77H161V79H163V76H164V73H160ZM131 75V76H130ZM132 75H133V77H135V78H143L145 75H144V73H142V72H139V73H137V72H133V73H123V72H112V73H109V77H111V78H113V77H116V78H132ZM137 76V77H136ZM175 97H177V96H175ZM173 95H172V100H177V98L179 99L180 97H177V98H175ZM168 104V103H167ZM174 105V107L172 106V105ZM153 104H140L139 105V107H140V109L141 108H146V109H148V111H146L147 112V115L148 116H150V117H154L155 118V126L156 127H170V128H174L173 129V131L174 132H176V129H177V131L179 130V124L180 123H182V119H181V117H180V115L178 114V112H176L175 111V108H176V110L177 111H181V108L183 107V105L182 104H180V103H170V104H168V105H166V103H164V107L163 106H161V105H163V103H160V105H159V103H155V106L153 105ZM175 105H178V107L180 108V109H177L178 107L177 106H175ZM182 105V106H181ZM152 108H151V107ZM166 106H168V108L171 110V107H173L174 109H172L173 111H174V113L172 112V110L171 111H169V109L166 107ZM169 106H171V107H169ZM155 109H154V108ZM150 108H151V110L152 111H150ZM165 108H167V111H165L166 109ZM169 111V112H168ZM179 111V112H180ZM161 112V113H160ZM170 112H172L173 114H171ZM177 114H176V113ZM154 113V114H153ZM156 113V114H155ZM168 113V114H167ZM169 113L174 117V114H175V116L176 115H179L177 118L176 117H174V118H171L170 116L171 115H169ZM166 115V116H165ZM167 119H166V118ZM180 117V118H179ZM168 118H170V119H174V120H168ZM171 121V122H168V121ZM150 121H152V119L150 120ZM164 121H165V123H164ZM177 121V122H176ZM181 121V122H180ZM173 122H176V125H175V123H174V125H175V127H171V124L173 125ZM167 123L169 124V125H167ZM178 123V124H177ZM178 126V127H177ZM177 127V128H176ZM172 133V141H171V148L173 149V151L172 152H174V153H177V154H182V156H187V158L189 159V160H191V159H193V160H200V161H204L205 162V167L207 166V164H209V165H211L210 164V158H209V161L208 160H206V157L208 156V155H210L209 157H211L213 154V152H211V150H209V149H206V148H204V144H202V142L200 141V139L198 138V136L197 135H195L196 133H194L195 131L194 130H189V132H187L186 133V135L183 137L181 134H180V136H179V133ZM178 132H180V130L178 131ZM175 138H174V137ZM193 138H192V137ZM181 139H180V138ZM195 137H196V139H195ZM198 138V139H197ZM187 139V140H186ZM195 139V140H194ZM175 140V141H174ZM192 140H194V141H192ZM199 140V141H198ZM178 143H177V142ZM196 141V142H195ZM199 143H198V142ZM188 142V143H187ZM192 143V144H191ZM172 144H175V145H172ZM176 144H178V145H176ZM185 144V145H184ZM191 146H190V145ZM199 144H201V145H199ZM181 145V146H180ZM183 145V146H182ZM177 146V147H176ZM190 146V147H189ZM193 146V147H192ZM174 147V148H173ZM177 148V149H176ZM183 148V149H182ZM188 148H192V149H190V150H188ZM233 149H234V151L236 150L235 148H232V149H230L231 151H232V153L234 152L233 151ZM183 150V151H182ZM208 150V151H207ZM220 152L221 153H224V156H226L228 153H227V150H223V149H220ZM204 153L206 154V155H204ZM221 153H219V154H221ZM236 153L234 152V154H233V156L235 155ZM239 154L240 153H238L237 154V156H238V158H241L240 156H239ZM203 155V156H202ZM222 156V157H221ZM221 159H223L224 158V156H223V154H221ZM236 156V157H237ZM212 158V157H211ZM207 159H208V157H207ZM208 161V162H207ZM208 165V166H209ZM210 167V166H209ZM208 167V169L207 168H205L204 170H206L205 171V176L207 177V178H209L210 177V175H211V168H209ZM209 170H210V172H209ZM207 172V173H206ZM1 185V184H0ZM2 186V185H1ZM4 186V185H3ZM6 186V185H5ZM4 186V187H5ZM8 188H10V189H7L6 187L4 188V190H3V188H1L2 189V191H0V198H1V203L2 204H0V205H3V202H5V203H7L8 202V200H10L9 198H11L12 197V194H14V196L15 197H18L17 198V200H19V198H20V195L17 193V194H15V191H14V188H13V185L11 186V187H8ZM0 189V190H1ZM8 190L7 192H8V194H6L7 192L5 191V190ZM14 192H13V191ZM12 191V192H11ZM5 192V196L2 194V193H4ZM11 192V193H10ZM2 194V195H1ZM6 195H8V196H10V197H8V199H7V197H6ZM13 196V197H14ZM4 197H5V199H4ZM12 197V198H13ZM6 199H7V202H6ZM16 199V198H15ZM14 199V200H15ZM12 200V199H11ZM13 200V201H14ZM24 200V199H23ZM26 201V200H25ZM24 201V202H25ZM27 202V204H29V205H31L32 207H34V209H35V204L32 202H29V201H26ZM6 205L7 204H4V206H3V208H2V206H0V213H3V214H1L0 215V218H4L5 217V215H4V208L6 209ZM7 208L8 209H11V208H9L8 206H7ZM8 209H6L5 211L7 212L8 211ZM9 212H10V210H9ZM40 212H42L41 211V209H40ZM4 216V217H3ZM41 218V217H40ZM45 218V220H46V216L44 217ZM31 219H34V217H28V221H29V223H30V221H32ZM55 219H56V217H55ZM45 220L43 219V223L44 224H42L41 223V225L46 229L47 228V230H49L48 232H46L45 234L47 235H44V233H43V236L45 237L46 236V238L49 236V238L51 237V232H53V236L55 237L56 235V239H57V237L59 236L60 238H61V235H60V233H58V232H56V230H53V231H51L52 229V226H53V224L51 225V223H49V220L50 219H48L47 218V224L45 223ZM57 220V219H56ZM2 222H3V220H2ZM28 223V224H29ZM53 223V222H52ZM0 224H2L1 222H0ZM27 224V226L26 227H28V228H32V230H29V231H25V233H24V235H28V237L29 238H27V236L25 237V236H23V239H24V241H27L28 242V240H31V242H33V240L35 241L36 239H37V237L39 236H42V233L40 234V231L39 232H37V230H39V229H41L42 228V226H41V228H39L40 226H37L38 228H37V230L36 231H34L35 230V228H36V225L35 224H32V223H30L29 225ZM20 225V224H19ZM19 225H16V226H19ZM22 225V224H21ZM31 225V226H30ZM45 225L47 226V227H45ZM48 225L50 226V227H48ZM55 225L56 226H58V224H57V222L55 223ZM62 225V224H61ZM15 226V225H14ZM13 226V227H14ZM15 226V227H16ZM11 227V226H10ZM20 227V226H19ZM59 227H60V224H59ZM62 227H64V226H62ZM62 227H60V228H62ZM50 228V229H49ZM34 229V230H33ZM57 230H58V227H57ZM61 230V229H60ZM27 232V233H26ZM36 234H35V233ZM61 233H62V231H60ZM34 234H35V236H37V237H35L34 236ZM59 234V235H58ZM23 235V234H22ZM21 235V236H22ZM33 235V236H32ZM67 235L69 236V233H67ZM66 235V236H67ZM81 236H82V234H81ZM34 237L36 238V239H34ZM27 238V239H26ZM31 238V239H30ZM42 238V237H41ZM48 238V239H49ZM59 238V239H60ZM80 240V239H79ZM78 239H77V237H73V239H71L70 241H69V243L70 244H78V243H80L81 244V247H72V248H74V249H72V248H70V249H68V248H64L63 249V251L65 252V254H64V252L63 251H57L58 252V254H60V255H58L59 256V258H62V260L60 259V264H106V262H104L105 261V259L103 260V259H101V256H100V249H99V242L97 243V242H92L94 245H90L91 244V242L90 241H88V240H86V241H84L83 239L81 240V241H79ZM47 241V240H46ZM96 241H98V240H96ZM30 242V241H29ZM85 244H87V245H85ZM96 244H98V245H96ZM96 246V247H95ZM95 247V248H94ZM97 248V249H96ZM61 249V248H60ZM59 249V250H60ZM69 250V251H66V250ZM57 256V257H58ZM62 256V257H61ZM66 256V257H65ZM67 256H68V258H67ZM65 257V258H64ZM189 257H192V259L194 258V259H197V258H204V259H209L211 256L210 255H204V256H199V257H194V256H190L189 255ZM69 260V258L71 259V260H69L70 261V263L67 261V259ZM159 258V259H158ZM73 259V260H72ZM59 260V259H58ZM156 260H157V262L155 263V264H175V263H169V261L168 262H165L164 261V257H156ZM64 261V262H63ZM66 261V262H65ZM115 264H120V263H118L117 261H116V263ZM178 264V263H177Z\"/></svg>","mask_w":264,"mask_h":264}]
</instances>
